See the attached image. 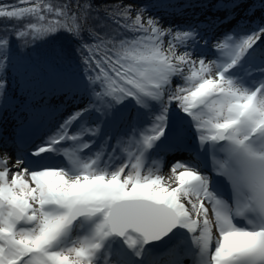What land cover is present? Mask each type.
<instances>
[{
	"label": "snow or ice",
	"instance_id": "obj_1",
	"mask_svg": "<svg viewBox=\"0 0 264 264\" xmlns=\"http://www.w3.org/2000/svg\"><path fill=\"white\" fill-rule=\"evenodd\" d=\"M20 2L33 6L0 17L54 19L0 35V142L17 153L12 167V155L0 157V264H264V20L216 35L243 0H204L226 13L204 22L206 38L200 23L164 29L149 17L145 26L143 9L129 24L125 7L132 35L90 28L88 43L91 4ZM65 32L74 51L55 40ZM62 96L87 103L29 142ZM172 152L189 155L166 163ZM145 156L163 167L142 171Z\"/></svg>",
	"mask_w": 264,
	"mask_h": 264
},
{
	"label": "trees",
	"instance_id": "obj_2",
	"mask_svg": "<svg viewBox=\"0 0 264 264\" xmlns=\"http://www.w3.org/2000/svg\"><path fill=\"white\" fill-rule=\"evenodd\" d=\"M199 0H175V6H181L182 8L187 9V11L191 8L192 5L198 4ZM35 3H48L53 5L54 8L62 7L65 3H70L73 11L76 10L77 3L80 4H91V14L87 21V25L82 33L83 40L92 43L91 38L89 37V29L90 28H99L104 32L112 33L118 32L122 35H132V33L121 27L123 23H125V17L129 14L124 13L123 9L125 7H131L132 13L130 14V19L127 20V23L131 24L132 20H134L136 12L138 10L143 9L142 20L145 22V18L148 16L163 18L168 21L170 17V9H173L175 6H170L168 8H162L157 0H34ZM264 5V0H261L260 6ZM12 6L18 7H31L33 3L21 4L20 0H0V8L4 10H11ZM158 6V11L155 13L154 8ZM153 15V16H152ZM197 17V13H185L184 20L188 19L190 22ZM54 19L52 14H47L46 19L41 21L38 16H25L21 19L16 18H8V17H0V35L5 34L6 30L8 34L15 37L14 30H28V26L31 24H35L37 28H43L48 26V21ZM70 22V21H68ZM145 26H147L145 22ZM26 39H31V35L26 37ZM53 39V38H49ZM55 40L59 43L63 44L66 48L74 49L78 47V41H75L72 37H70L67 32L65 33H57L55 36ZM12 47L15 48L14 38L12 41ZM46 48V44L44 42H38L32 49L27 50L28 54L32 57H38L43 53ZM80 61L77 57L75 60V64L79 65ZM82 98V97H81ZM80 98V99H81ZM82 100V99H81Z\"/></svg>",
	"mask_w": 264,
	"mask_h": 264
},
{
	"label": "bare ground",
	"instance_id": "obj_3",
	"mask_svg": "<svg viewBox=\"0 0 264 264\" xmlns=\"http://www.w3.org/2000/svg\"><path fill=\"white\" fill-rule=\"evenodd\" d=\"M246 1L247 2L242 3L238 9L234 10V13L229 16V19L226 23H223L219 26V29L216 35H221L226 32H233L239 25H245L246 30H253L257 25L261 23L262 20H264V5L260 6L261 0H250V1L246 0ZM212 3L214 4L215 0H212ZM203 7H204V11L198 12L197 17L194 18V20H192L191 22L189 19L185 21L184 18H182L181 21H176L171 18L172 16L171 13H168L170 14L169 18H171L172 26L176 25L177 27H179L181 25L182 27H184L187 24L193 25V24L200 23L202 28L208 29V31L204 33L205 37L214 38L212 37L211 27L207 23H204V22L213 21L215 20L217 16H219L220 19L223 20L226 13L224 11H217V9L212 7L210 4L209 5L205 4ZM205 50L206 49L203 46L195 49V51H198V52H203ZM74 99H75V102H74ZM74 99H68L63 96L54 98L52 103L53 105L59 106V110L55 111L51 115H45V116L40 117L38 121L36 122V124L32 128H30L27 132L30 134H34V135L39 134L40 139H44L47 136L51 135L56 130V128L59 126V124L63 122L64 118L70 115L71 112L77 110L80 107H83L87 103L86 97L81 98L82 102L78 101L77 98H74ZM158 107L159 106L157 105L156 108L158 109ZM171 111L173 113V119H177V118L184 119V114L178 113V110H176L174 107ZM9 123H10L9 124L10 126L11 124H14V121H10ZM73 145L74 143H72L70 146L66 148L70 151L72 150ZM5 146L8 151H10L11 153H14L15 149L12 147L11 144H8ZM131 151L133 152V154H136V150L134 151L133 148H131ZM188 155L189 153L187 152H181V153L172 152V153H169L164 159H165V162L168 163L174 159H185L188 157ZM121 156L124 161L129 158L126 151H122ZM60 158H61V154L60 156H57V160L60 161ZM88 158H90V156L85 157V159H88ZM132 162L134 163L135 161L132 160ZM161 162L163 161L161 160L160 164L157 163V166L154 163L153 164L147 163L146 166L142 167L141 170L147 171V169L151 168L149 166H156V167L151 168L153 170L157 168H161L163 167L162 165L163 163ZM141 163H144V161L142 160ZM13 165H15V158H13L9 167H12ZM209 169H212V163L210 164ZM162 174H164L165 177H168L170 175L169 169L163 168ZM186 264H192L191 258H189V260L186 261Z\"/></svg>",
	"mask_w": 264,
	"mask_h": 264
},
{
	"label": "rangeland",
	"instance_id": "obj_4",
	"mask_svg": "<svg viewBox=\"0 0 264 264\" xmlns=\"http://www.w3.org/2000/svg\"><path fill=\"white\" fill-rule=\"evenodd\" d=\"M248 1H250V0H248ZM244 2H247L246 0H243V3ZM206 3L204 2V0H199L198 1V4H195V5H192L191 6V8L187 11V9H185V8H182L181 6H175L173 9H170L168 12H170L171 13V18L172 19H174V20H176V21H181L182 20V18L184 17V15H185V13H191V12H194V13H197L198 14V12H202V11H204V5H205ZM158 9V6H156V8H154V10H155V13H157V10ZM153 16V15H152ZM149 17H151V16H148V17H146L145 18V22L147 21V19L149 18ZM156 18H157V16H156ZM171 18H169L168 19V21H166V20H164L163 18H157V19H159V26H161L162 28H164V29H168V28H173V29H175L177 26L176 25H174V26H172V22H171ZM189 24H187L186 26H184V27H182L181 25V27L179 26V27H177L176 29H185L187 26H188ZM169 39H171V37H165L164 39H163V42H162V48L165 50V52L167 51V48H168V40ZM182 50H183V48H178L177 49V53L178 54H180V53H182ZM179 77L177 78V80L179 81ZM11 86L13 87V88H15L16 87V81H15V79H13L12 80V82H11ZM173 87H175V86H173ZM82 102V101H81ZM81 102H79V103H81ZM131 147H133L134 148V150H135V147L134 146H131ZM4 153H5V151H0V157H2L3 155H4ZM129 159V158H128ZM128 159H126L125 160V162L128 160ZM157 163H159V162H157ZM161 163H163V162H161ZM160 164V163H159ZM163 165V164H162ZM157 166V165H156ZM156 166H150L151 168L152 167H156ZM164 175V174H163ZM210 207V206H209Z\"/></svg>",
	"mask_w": 264,
	"mask_h": 264
}]
</instances>
